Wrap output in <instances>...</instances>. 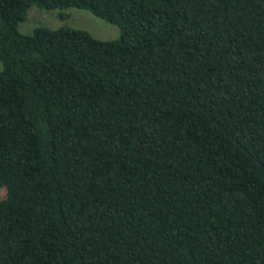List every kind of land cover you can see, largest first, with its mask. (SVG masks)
Listing matches in <instances>:
<instances>
[{"label": "trees", "instance_id": "1", "mask_svg": "<svg viewBox=\"0 0 264 264\" xmlns=\"http://www.w3.org/2000/svg\"><path fill=\"white\" fill-rule=\"evenodd\" d=\"M0 189V264H264V0H0Z\"/></svg>", "mask_w": 264, "mask_h": 264}, {"label": "rangeland", "instance_id": "2", "mask_svg": "<svg viewBox=\"0 0 264 264\" xmlns=\"http://www.w3.org/2000/svg\"><path fill=\"white\" fill-rule=\"evenodd\" d=\"M66 15L64 20L56 17L55 11H43L36 7H30L26 12L23 22L18 25V32L21 34H30L36 27L55 29L66 26L71 29L84 30L97 40H112L117 37V29L92 16L89 12L68 8L62 11ZM3 196V190L0 189V198Z\"/></svg>", "mask_w": 264, "mask_h": 264}]
</instances>
